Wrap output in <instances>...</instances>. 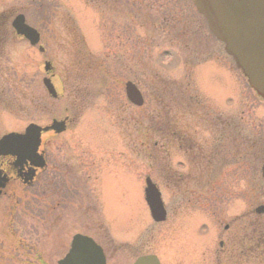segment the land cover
I'll return each instance as SVG.
<instances>
[{
    "label": "rangeland",
    "instance_id": "374dc122",
    "mask_svg": "<svg viewBox=\"0 0 264 264\" xmlns=\"http://www.w3.org/2000/svg\"><path fill=\"white\" fill-rule=\"evenodd\" d=\"M191 13L195 14L191 0H0V137L22 131L30 120L49 121L48 112L29 111L27 102L11 96L14 92L33 91L34 103L42 101L45 55L52 67L51 84L58 95L57 101L49 104L66 102L67 112L73 118L82 109L73 129L64 135L84 134L92 143L105 144V150L115 154L127 146L128 187L132 191L124 199L128 204L126 219L131 217L125 222L111 221L109 225L103 222L102 225L116 240L134 243L136 235L135 240L143 243L144 255L155 254L160 264H215L218 242H225L223 226L264 205L260 177L264 152L259 151V146L255 154L240 158L234 166H228L220 157L224 165L222 177L219 174L220 183L202 195L193 191L196 171L193 168L192 172L185 171L181 156L173 152L165 163L160 162L159 175L152 154L147 153L151 150L145 148L141 159L132 155L138 144V132L142 133L141 140L143 134L152 139V124L159 109L168 104L165 113L173 102L181 108L189 100L193 105L199 102L193 108L200 110V114H209L213 119H233L241 135L264 141V102L247 88L222 45L210 37L204 24L200 25ZM17 14H23L26 22L40 33L43 55L37 47L32 49L13 36L9 24ZM176 15L202 31L207 52L196 59L188 55L190 44H186V35L181 36V31L173 25L171 19ZM69 27L74 29L72 38L64 31ZM171 29L177 33L172 35ZM206 55L207 61L200 63ZM185 60L189 63L185 64ZM126 82L133 83L141 92L142 107L136 108L127 102ZM77 94L81 101H73ZM52 109L59 116L56 111L61 109ZM161 117L165 118L164 114ZM177 117L189 118L183 110L177 112ZM194 132L213 134L201 129ZM95 151L99 152L97 148ZM162 166L166 168L161 169ZM113 167L111 164L110 169ZM169 167L177 172V183L182 181L178 184L181 190L175 189L173 176L167 172ZM108 176L114 179L113 174ZM146 177L157 186L167 211L166 220L157 226L156 232L150 227L141 194L140 184L145 187ZM178 192L182 195L186 192V197H176ZM2 209L0 223L5 225L2 218L8 221V216ZM247 224L239 229L238 235L247 233L241 230ZM4 225H0V242ZM140 230L143 231L139 234ZM76 231L69 233V239ZM25 237L23 241L27 240L28 245L40 251L46 248L44 255L48 262H56L57 239Z\"/></svg>",
    "mask_w": 264,
    "mask_h": 264
},
{
    "label": "flooded vegetation",
    "instance_id": "af4514ba",
    "mask_svg": "<svg viewBox=\"0 0 264 264\" xmlns=\"http://www.w3.org/2000/svg\"><path fill=\"white\" fill-rule=\"evenodd\" d=\"M200 45V52H202V41ZM34 48L32 47V49ZM46 61L47 57L43 55V62ZM47 76L51 81L52 69ZM40 97L42 101L46 100V92ZM42 101L38 105L33 104L30 97L27 101V108L29 111L33 110L39 114L45 113L47 112V103ZM58 106H66V104ZM172 111H175L173 106L170 109L169 118H162L163 113L159 109L157 118L153 120L150 145L141 140L142 136L139 135L141 133L138 132L136 136L138 144L131 152L135 158L141 159L145 147L151 148V151L147 153L152 154L155 171L158 174L161 172L158 168L160 162L164 161L165 163L171 153L174 152L175 155L181 156L184 160L182 164L185 171L191 170L192 172L193 168L197 173L195 180L192 181L189 178L188 183L193 182V191L199 195L208 189H214L220 183L224 168L220 157L228 166H234L240 158L255 154L257 146H259V151L264 152V141L241 135L238 123L233 119L186 120L175 118ZM54 119L65 120V130L58 134L53 130L41 134L38 147L41 159L40 169L35 167L33 159L21 162L13 156L0 157V208H3V211L8 208L9 215L14 221L27 223L29 227L27 236L58 240L56 250L59 257L54 264H58L66 256L74 235H82L93 240L101 250L105 260L104 264L134 263L144 255L142 241L138 243L136 235L134 243L131 241L128 243L121 239L116 240V237L113 239L102 225L103 222L108 225L111 221L125 222L131 217L129 215L126 219L125 210L128 204L124 199L127 197L125 194L132 191V187H128L129 177L125 155L128 151L127 146L125 145L122 151L115 154L107 152L105 144L92 143L91 139L84 134L74 137L65 136L64 134L73 129L77 121L71 118L67 111L62 117L50 118L49 121L46 120L47 122L38 123L30 120L27 124L45 127ZM120 120L119 123L122 126L123 120ZM195 129H201L205 133L209 131L213 134L210 136L207 134L198 135L194 132ZM16 132H20V130ZM96 148L99 152L95 151ZM111 164H114L112 169H110ZM193 164L194 167H192ZM163 168L166 167L162 166L161 169ZM169 169L167 172L168 175L172 174L173 176L174 181H172L175 182V189L181 190L182 188L178 184H181L182 181L177 183L179 180L177 172L171 167ZM109 174H113L114 179H111ZM186 185L183 187L184 191L187 190ZM140 186L143 198V188L141 184ZM184 195L182 192L175 194L176 197L183 196L184 198L186 192ZM251 213L236 217L230 224L223 226L225 242L218 246L219 250L216 252L215 259L229 256V243L231 242L233 245L236 243L234 241L239 239V228L245 226L246 220L250 226L254 223L255 215L253 211ZM147 216L152 232H156L160 223L151 220L148 210ZM246 217L248 218L245 219ZM75 229H77L76 233L69 239V233L74 232ZM142 231L140 230L139 234ZM66 237L68 238L66 239ZM33 249L34 251L31 253ZM43 249L40 251V248L37 247L22 249L13 246L0 247V260L3 261L0 264H12L11 260L15 264V251L23 254L21 257H26L25 261H29L28 255L31 253V262L19 264H53L48 262L44 255L46 248ZM85 251L94 260V253L90 248L86 247Z\"/></svg>",
    "mask_w": 264,
    "mask_h": 264
},
{
    "label": "water",
    "instance_id": "95a60500",
    "mask_svg": "<svg viewBox=\"0 0 264 264\" xmlns=\"http://www.w3.org/2000/svg\"><path fill=\"white\" fill-rule=\"evenodd\" d=\"M192 3L197 12L207 21L211 34L224 43L225 53L232 57L248 87L258 97L264 99V0H192ZM11 25L16 34L23 36L31 45L38 42L37 33L24 23L22 15L16 16ZM48 67L49 65L45 64L44 70L48 71ZM43 84L49 95L55 97L49 81L44 79ZM125 94L132 104L137 106L142 104L139 92L131 83L125 84ZM61 125L62 123L53 122L50 128L59 132L57 127L60 128ZM41 130L31 125L23 134H8L2 137L0 155H32L38 145ZM261 172L264 181V163ZM145 183V201L151 216L155 221H163L165 212L159 193L148 178ZM255 212L264 213V207H258ZM79 242L78 237H75L72 250L63 264L83 262L82 251L76 249L79 247ZM97 263L100 261L98 260ZM135 264H158V262L154 257H143Z\"/></svg>",
    "mask_w": 264,
    "mask_h": 264
},
{
    "label": "trees",
    "instance_id": "16d2710c",
    "mask_svg": "<svg viewBox=\"0 0 264 264\" xmlns=\"http://www.w3.org/2000/svg\"><path fill=\"white\" fill-rule=\"evenodd\" d=\"M171 20L172 22L174 21L173 25L177 26V31H181V36L185 37L186 35V44H190L191 47L194 48L195 44H192L194 42L193 37L195 32L193 26L187 22V19L181 18L180 15H176V18ZM70 31L72 34L74 33V29L71 27ZM79 40L81 41V39ZM81 45H83L82 41ZM197 46L200 47L199 41L197 42ZM85 56L90 59V56L87 54H85ZM208 57L207 55L205 58L208 59ZM76 99L75 96L74 100ZM77 101H79V99H77ZM189 101L190 102H187V107H185L188 111H190V104L192 103L191 100ZM194 103L199 104V102ZM210 191L211 190H208V193H210ZM241 230L247 233L242 236L239 235V239L235 240L234 242L236 243L233 245L230 243L232 249H230L229 256L224 257L223 261L218 262V264H264V216L256 218L251 226L248 224V226ZM19 240V238L15 237L10 243L8 242V245L13 247H24L25 245Z\"/></svg>",
    "mask_w": 264,
    "mask_h": 264
}]
</instances>
